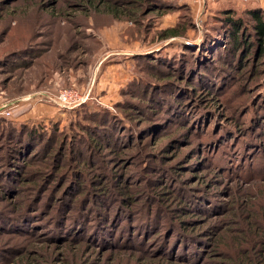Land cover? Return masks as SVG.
I'll return each instance as SVG.
<instances>
[{
  "label": "rangeland",
  "instance_id": "rangeland-1",
  "mask_svg": "<svg viewBox=\"0 0 264 264\" xmlns=\"http://www.w3.org/2000/svg\"><path fill=\"white\" fill-rule=\"evenodd\" d=\"M251 10L264 15V0H0V172L13 170L0 179V264H232L223 250L245 237L246 214H264V55L209 63L222 78L211 90L189 69L208 62L193 55L201 46L230 38L227 16L251 36ZM65 89L82 101L59 103ZM22 126L58 138L17 168L4 155ZM22 206L54 215L16 231ZM77 212L76 241L47 240ZM105 214H116L112 233ZM151 217L148 234L136 229ZM174 225L198 235L199 261L167 241ZM90 227L106 241L92 242Z\"/></svg>",
  "mask_w": 264,
  "mask_h": 264
},
{
  "label": "trees",
  "instance_id": "trees-1",
  "mask_svg": "<svg viewBox=\"0 0 264 264\" xmlns=\"http://www.w3.org/2000/svg\"><path fill=\"white\" fill-rule=\"evenodd\" d=\"M249 13L253 19V24L251 26L253 33L251 36L244 34V25L240 21L236 20L232 16H227V19H225V26H223V27H224L225 32H227L226 35H228V37H230V38H228L227 41L224 40L222 42L223 45H221V46L215 42L216 45L220 46L219 48H216V49L210 50V51L205 50L203 52L202 51L203 46H201L199 48V50L195 54H193V55H195L196 59L198 57H201L202 59L208 60V62L206 64L200 63L201 69L199 71H197V69H195L194 66L192 68L190 67L189 70H190L191 77H192L193 81L196 80L199 84H201V85L203 84V85L207 86L208 89L211 90L212 86L216 88L217 86L220 85V80H222V78L220 79V74L218 75V73L216 71H214L215 70L214 67L208 66L209 63H213L214 61H218L222 57V55L223 56L225 55L230 61H235L236 63H238L240 61L242 53L245 52L246 49H248L249 53L251 51H255V52L259 51L262 56L264 55V15L260 11H257V10H251ZM177 33L178 32L174 33L173 36H176ZM220 51H221V54H220ZM207 53H209L208 56H207ZM209 57H210V59H209ZM247 59H248V55L245 57L244 60H242V63H244ZM199 62H202V61L197 60V63H199ZM221 85H222V83H221ZM153 93H154V90H153ZM167 94L171 97H176V95H178V94H179V97L181 96L180 95L181 93L173 92V91H168ZM174 101L175 100L168 99L163 104L166 105L167 108L173 107V109H175L179 106V103L174 104ZM173 120L177 121V118L174 117ZM111 124L107 127H110ZM102 130L104 132H101V133L106 134L107 130H105V129H102ZM13 131H12V129L10 130V143H9V146L6 147L7 149L5 150L6 153L4 156L10 159V156H11L10 153H12L14 155V157L11 156V158H13V160L11 161V164L15 165V167H17V168H18L17 163H15L14 160H16V158L18 156H20L22 160H25L26 161L25 166H28L32 160V159H30L31 157H25L24 156V153H26V151L28 149H30L31 147L33 149H35L39 146L41 147V149L45 148L46 146L48 148H50V147L53 148L55 145V141H57V138H58V136H55L56 132H54V134H47L46 135V134H44L45 132L43 130L37 128V126H34V127L22 126L20 129H17V130L15 128H13ZM11 136H12V138H11ZM99 137L101 138L102 136H99ZM61 139H63V138H61ZM68 140H69V138H68ZM79 140L82 143H86L87 145H93L94 146V144H95V146H97V147H99L101 145V143H98V141H96L94 139H90L88 141L84 137H82V138L78 137V139H74V142H78ZM12 142H13V144H12ZM44 142L46 144L45 146L42 144ZM62 145L65 149L66 143H64ZM33 146H36V147L34 148ZM1 164L3 165V167L7 166V164H3V163H1ZM10 171L13 172V170H10V168H8V169L0 172V179H2L1 183L4 181L3 178L6 179L8 177V175L10 174ZM88 196H89V193L87 191L81 197V198H83L81 200V203ZM91 201L88 199H87V201L85 200V202H89V203H91ZM35 205H36V203H34L33 206L31 203V207L33 209H34ZM96 205L97 204H94V206H96ZM50 210H47L45 208H40V212L37 215L36 213H32V211L27 212L26 207L22 206L19 211L18 210L14 211L13 216L10 217V227H11V229L18 231V228H17L19 226L18 224H20L25 219L26 223L29 224L28 225L29 228H27L28 226H26V230L28 232H30V234H31L32 229H34L35 227L38 226V224H40V221H39L40 217H42V221L47 216H51V218L53 217L54 214H51ZM55 211L58 212V210H56V208H55ZM259 211H260V209H259ZM29 212H30L29 217H25V216H28ZM79 212H77V214L74 218L77 217ZM23 213H24V215L25 214L26 215L24 217L20 216ZM260 213H261V215H260ZM260 213L258 211L253 212V213H252V211L248 212L246 214L247 217L245 220L247 222V224H246L247 230L244 232L246 238L240 237V238L234 239L230 245V247L232 248V252H230V249L227 246H226V250H223L233 260L232 264H264V214L261 211H260ZM42 215H44V216H42ZM114 216L116 217V214H113L112 216H108V214H105L104 220L107 219L108 227H107V225H104V226H101V228L103 230H106V232L109 231V233H112V231H113L112 228L114 227V224H116V222H117L116 220L114 221ZM22 217H23V219L19 222L13 221V219L22 218ZM85 218L86 217L83 216V214H82V216H81L82 221H84ZM154 219H155L154 217L149 218V220L147 222L143 223L141 226L139 224H137L138 226L136 229L137 230L141 229L144 233L148 234L149 230L156 226V223L152 224V220H154ZM82 221H79L76 218V221H75L76 224H72L69 222L68 223H66V222L62 223L61 222L59 225L53 224L55 226V232H53L51 234V237L47 238V240L50 241L51 243H55V242L65 243V242H70L69 240L76 241V240H72V238H67V234L73 233V232H78V231L82 232V230L84 231V229H85L84 227H86V225L81 224ZM148 222H149V224H147ZM172 230H173L172 233L174 235H171L169 237V240H167V241H169V243H171V246L173 248L179 247L178 250H182L185 247H187L188 249L193 251L194 260L199 261V259L202 256L201 255L202 253L199 251V249H193V245L195 243L194 241L198 237V235L193 236V235L186 234L184 227L182 228L179 225H174ZM168 231H171V229L167 228V230L165 229V231H164V234L166 236H167ZM89 233L93 234L92 238H90V240L92 242L102 243V242H104V240L106 241V239H104V234H105L104 231H97L96 229L91 228V231ZM128 234H129V232H128ZM79 238H81V237H79ZM61 239H63V240H61ZM76 239H78V238H76ZM109 240L112 241V239H109ZM116 240L117 239H115L114 241H116Z\"/></svg>",
  "mask_w": 264,
  "mask_h": 264
},
{
  "label": "built area",
  "instance_id": "built-area-1",
  "mask_svg": "<svg viewBox=\"0 0 264 264\" xmlns=\"http://www.w3.org/2000/svg\"><path fill=\"white\" fill-rule=\"evenodd\" d=\"M192 1L196 3L201 2V0H192ZM242 1H247V0H242ZM57 99L59 103H61L64 106H71L81 102L83 96L77 91L65 89V90H60Z\"/></svg>",
  "mask_w": 264,
  "mask_h": 264
}]
</instances>
